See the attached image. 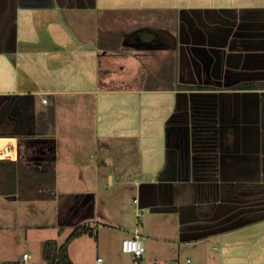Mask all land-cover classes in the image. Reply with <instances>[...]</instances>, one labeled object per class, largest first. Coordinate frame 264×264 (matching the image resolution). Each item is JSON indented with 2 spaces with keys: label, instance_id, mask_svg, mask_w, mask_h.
Returning a JSON list of instances; mask_svg holds the SVG:
<instances>
[{
  "label": "crops",
  "instance_id": "obj_1",
  "mask_svg": "<svg viewBox=\"0 0 264 264\" xmlns=\"http://www.w3.org/2000/svg\"><path fill=\"white\" fill-rule=\"evenodd\" d=\"M3 160L54 171L43 243L93 229L72 264L135 230L139 264H264V0H0Z\"/></svg>",
  "mask_w": 264,
  "mask_h": 264
},
{
  "label": "rangeland",
  "instance_id": "obj_2",
  "mask_svg": "<svg viewBox=\"0 0 264 264\" xmlns=\"http://www.w3.org/2000/svg\"><path fill=\"white\" fill-rule=\"evenodd\" d=\"M25 152V148H22L20 156L23 157ZM96 181L100 183V188L104 189V187H107L106 185L108 181L103 174H101L99 179ZM87 182L90 184L95 183V181ZM19 187V194L17 195L19 199H16V201L0 194V262L17 259L21 254L26 252L31 256V260L29 261L31 264H41L40 255L42 252L43 240L51 238V236L56 237V234L50 227L40 228L37 225L52 222L50 218L51 213H53V210L60 205L61 201L58 199L38 201L40 198L33 199L31 197L34 194L35 196L48 198L47 195L52 191L51 189L46 190L48 188H32L26 187L25 185H19ZM112 189L117 190V186L114 185ZM108 199H110V204L105 206L108 219L105 220L115 223L117 222V217L122 212V208L125 210L127 209L124 205L126 204V200L123 201V205L121 207L120 201L119 205H116L113 201H111L112 199L116 201L117 196L113 198L108 196ZM129 219L131 220L130 214ZM132 219L134 221L133 216ZM70 230L71 229H69L68 232ZM105 230L111 231L107 228ZM141 236H145V233L141 232ZM145 239L146 238L143 237L144 247L146 246L145 252L143 253L144 258L146 256H151L150 253L155 251V249L148 247L149 240ZM154 245L158 246V243H154ZM87 247L88 255H83L85 263L96 264L95 258L98 256L102 257V255L96 254L93 248H90L89 245ZM123 257L129 258V255L123 254L121 258L123 259ZM115 258L119 259L120 257L119 255H115Z\"/></svg>",
  "mask_w": 264,
  "mask_h": 264
},
{
  "label": "trees",
  "instance_id": "obj_3",
  "mask_svg": "<svg viewBox=\"0 0 264 264\" xmlns=\"http://www.w3.org/2000/svg\"><path fill=\"white\" fill-rule=\"evenodd\" d=\"M261 86V84H243L238 88L252 89ZM46 116L50 125L53 123V109H48L46 113L41 115ZM55 175L52 169H38L29 164H22L17 161L3 160L0 161V194L6 196L18 195L19 185H25L32 188H48L52 190L54 187ZM33 199L44 198L43 196H31ZM64 230L63 225H59V234ZM94 235L93 229L86 225L85 222L76 224L66 238L61 242L56 240H47L43 243V253L46 264H72L68 255V246L76 238L84 235Z\"/></svg>",
  "mask_w": 264,
  "mask_h": 264
},
{
  "label": "built area",
  "instance_id": "obj_4",
  "mask_svg": "<svg viewBox=\"0 0 264 264\" xmlns=\"http://www.w3.org/2000/svg\"><path fill=\"white\" fill-rule=\"evenodd\" d=\"M138 221V220H137ZM121 251L123 253L129 254L132 258L134 264H139L140 260L145 251L144 241L141 234L135 230L132 236L124 238L120 245ZM30 256L28 254H23L17 261L0 262V264H27ZM152 264H195L190 257H186L183 260L167 261L163 263L153 262Z\"/></svg>",
  "mask_w": 264,
  "mask_h": 264
}]
</instances>
